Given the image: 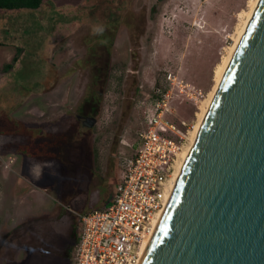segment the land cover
<instances>
[{
    "label": "rangeland",
    "instance_id": "374dc122",
    "mask_svg": "<svg viewBox=\"0 0 264 264\" xmlns=\"http://www.w3.org/2000/svg\"><path fill=\"white\" fill-rule=\"evenodd\" d=\"M60 2L56 0V3ZM85 3L87 6L83 12L63 6L60 11L64 15L52 27L46 40L45 63L57 69L58 84L44 95L35 91L34 95L14 97V104L18 101L22 104L13 107L11 113L24 123L50 120L54 130L59 129L64 122L70 123L69 108L74 106L78 98L86 73L85 69L79 70L75 60L89 55L83 54L86 50L84 37L91 31L89 25L93 23L92 20L109 11L113 13L114 9L120 20L119 30H123L125 25L132 26L136 41L131 42L132 39L124 37L121 32L110 47V79L101 99L97 124L92 129L93 139H89L93 146L92 157L90 160L86 157L85 161V175L88 170L94 173L89 183L90 187L95 188L91 207L99 208L110 203L111 200L104 203L103 197L111 192L114 194L123 174L121 159L133 153L139 141V132L145 128L142 107L155 99L157 91L154 89L163 86L168 71L201 90L196 103L186 100L175 102L173 112L167 114L178 125L180 132L186 135L185 144L189 143V130L196 121L198 105L207 97L213 85V68L226 47L232 44L238 23L236 13L247 9V0H117V6H110L111 0H100L103 6L101 11L93 8L88 10L93 4H98V0H86ZM78 14L83 15V21L74 24L72 20L78 18ZM46 15L54 16L51 11H47ZM47 22L43 20L49 27ZM37 27L36 22L31 24L24 56L11 72V85L5 84L0 87L1 90L32 88L35 74V80L43 78L47 63H42V59L39 60L35 55L36 50L39 56L43 55L42 46L36 45ZM46 37L45 34L44 39ZM130 47L135 52L133 57ZM17 51L10 44L7 47L0 44V71L2 64L11 60ZM2 97L0 103L7 104V95L3 94ZM30 98H36V102L29 103L27 100ZM6 109L8 107H1L0 117ZM181 120L185 122L184 126L180 125ZM28 152L36 153L32 150ZM27 177L20 172L18 155L0 152V229L3 226L11 228L24 214L38 215L43 210H54L61 215L75 216L91 209L90 206L80 209L73 204V191L66 183L60 187L56 179L50 180V176H47L46 183L35 182L33 185ZM89 184L85 187L88 188ZM59 188H65L67 194L60 197ZM80 229L79 222L78 232ZM74 255L75 247L72 248L71 259Z\"/></svg>",
    "mask_w": 264,
    "mask_h": 264
},
{
    "label": "water",
    "instance_id": "95a60500",
    "mask_svg": "<svg viewBox=\"0 0 264 264\" xmlns=\"http://www.w3.org/2000/svg\"><path fill=\"white\" fill-rule=\"evenodd\" d=\"M139 264H264V0Z\"/></svg>",
    "mask_w": 264,
    "mask_h": 264
},
{
    "label": "flooded vegetation",
    "instance_id": "af4514ba",
    "mask_svg": "<svg viewBox=\"0 0 264 264\" xmlns=\"http://www.w3.org/2000/svg\"><path fill=\"white\" fill-rule=\"evenodd\" d=\"M98 1V4H93L88 10L92 8L98 11L103 10L100 0ZM85 2L86 0H61L60 3H56V0H43L41 6L35 10L0 9V44L4 47L10 44L18 50L12 55L11 60L2 64L0 87L5 84L11 85V72L17 61L24 56L31 24L36 22L38 25L36 45L37 47L42 46L43 51L42 57L39 56L37 50L35 55L39 60H43H41L42 63H45L46 40L49 38L52 27L56 26L64 15L60 11L61 8L69 6L78 12H83L87 6ZM117 5V0H111L110 6ZM112 10L113 13L109 11L106 15L103 14L102 17L99 15L92 20L93 23L89 25L92 27L91 31L84 37L85 40L83 39L84 44L86 43V50L83 54L89 55L75 60L80 67H78L79 70L85 69L86 73L83 75L84 79H82L78 98L74 106L69 108L71 110L70 123L64 122L59 129L54 130L50 120L24 123L11 113L13 107L22 104L20 101L14 104L16 101L14 97L17 99L22 94V96L34 95L35 91L44 95L58 84V72L52 64L45 63V74L41 80H35L36 74L33 76L35 83L32 88L24 87L13 90H1L0 88V101L3 94L7 95L5 101L7 104L0 103V109L8 107L0 117V152L18 155L20 172L25 177L28 175L29 178H27L33 185L35 182L45 181L46 183L47 176H50V180L56 179L60 187L62 183L69 185L73 191L72 202L80 209L91 207L92 198H95L92 192L95 188L90 187L89 184L94 173L88 170L85 175L87 169L85 161L86 157L89 160L92 157L93 146L89 139H93L92 129L97 124L101 99L110 79V47L121 32L124 37L132 39L131 42L137 39V36L133 34L132 26L125 25L123 30L118 29L120 20L117 19L116 10ZM47 11H51L54 16L46 15ZM78 15V18L72 20L74 24L83 21L81 18L83 15ZM43 20L48 21L49 27L43 23ZM45 34L46 39H44ZM129 51L133 57L134 49L130 47ZM49 68H51L50 72ZM27 101L36 102V98H30ZM30 150L36 153L30 154L28 152ZM106 166L105 164V172L107 171ZM113 171L115 175V167ZM86 184H89L88 188L85 187ZM82 186L83 190H81ZM65 194H67L65 188L61 190L59 188L58 195L61 197ZM112 195V192L109 195L105 194L102 201L104 203L110 201ZM93 208L96 207H91ZM66 209L69 210V208ZM81 215H61L54 210H43L38 215L24 214L11 228L1 227L0 264H70L71 251L78 240V224Z\"/></svg>",
    "mask_w": 264,
    "mask_h": 264
},
{
    "label": "built area",
    "instance_id": "2783aa9c",
    "mask_svg": "<svg viewBox=\"0 0 264 264\" xmlns=\"http://www.w3.org/2000/svg\"><path fill=\"white\" fill-rule=\"evenodd\" d=\"M156 89V90H155ZM157 96L142 107L145 128L108 205L80 216L81 229L70 264H138L156 219L172 194L173 174L186 143L168 113L178 101L196 103L201 90L168 71ZM180 125H185L180 121Z\"/></svg>",
    "mask_w": 264,
    "mask_h": 264
},
{
    "label": "bare ground",
    "instance_id": "6f19581e",
    "mask_svg": "<svg viewBox=\"0 0 264 264\" xmlns=\"http://www.w3.org/2000/svg\"><path fill=\"white\" fill-rule=\"evenodd\" d=\"M259 0H247L246 6L247 9H241L240 11H238L236 13L237 16V25L235 27V35L233 37V42L231 45H228V47H226L225 49V53H223L220 57V60L215 64L214 68H213V75H212V80H213V85L211 87V89L208 91L207 97L202 100L200 102V104L198 105V111H196L195 115H196V121L192 126V129L189 130V143L185 144L184 147L182 148V150L180 151L179 154V159L177 161V166H176V170L173 174L174 176V180H173V184H172V189L175 188L176 183L178 181L179 175L181 174V170H182V166L194 144V141L196 139V136L198 134V130L199 127L201 125V122L209 108L210 102L213 99V96L221 82V79L224 75V72L232 58V55L234 53V51L236 50V47L240 41L241 36L244 34L245 30H246V26L249 22V20L251 19L253 12L257 6ZM165 208L162 210V212L160 213L158 219H156L155 221V225L154 227L156 228L157 224L159 223V220L164 212ZM154 228V230H155ZM148 241L146 243V245L144 246V250L142 253V257L149 245ZM141 257V259H142ZM139 264V263H138Z\"/></svg>",
    "mask_w": 264,
    "mask_h": 264
},
{
    "label": "trees",
    "instance_id": "16d2710c",
    "mask_svg": "<svg viewBox=\"0 0 264 264\" xmlns=\"http://www.w3.org/2000/svg\"><path fill=\"white\" fill-rule=\"evenodd\" d=\"M43 0H0V9L35 10Z\"/></svg>",
    "mask_w": 264,
    "mask_h": 264
},
{
    "label": "clouds",
    "instance_id": "9594fccd",
    "mask_svg": "<svg viewBox=\"0 0 264 264\" xmlns=\"http://www.w3.org/2000/svg\"><path fill=\"white\" fill-rule=\"evenodd\" d=\"M100 31H102V29H100Z\"/></svg>",
    "mask_w": 264,
    "mask_h": 264
}]
</instances>
